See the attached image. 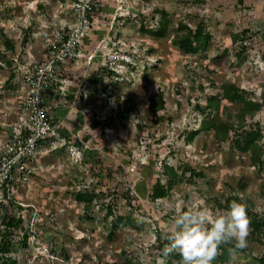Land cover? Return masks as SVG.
I'll return each instance as SVG.
<instances>
[{"label": "rangeland", "instance_id": "obj_1", "mask_svg": "<svg viewBox=\"0 0 264 264\" xmlns=\"http://www.w3.org/2000/svg\"><path fill=\"white\" fill-rule=\"evenodd\" d=\"M73 1L0 0V148L17 117L19 70L41 57L44 33L78 26ZM98 1L77 56L64 65L68 94L56 107L52 96L47 102L82 158L39 148L27 163V180L17 183V201L0 203V239L9 242L5 255L15 264H110L126 257L180 264L178 254L165 253L168 206L212 211L224 208L230 194L240 197L248 217L264 221V168L244 141L240 147L235 141L240 130L258 125L264 146V0ZM163 13L169 22L159 36L151 30ZM180 20L203 23L208 43L192 53L180 49L173 42ZM225 81L261 101L260 109L236 118L242 104L222 97ZM159 94L162 106L153 113ZM213 95L220 118L232 125L226 139L210 129L189 140ZM165 164L180 176H167ZM157 181L168 189L152 198ZM9 216L20 222L7 233ZM263 252L264 223L249 226L247 246L217 264H255Z\"/></svg>", "mask_w": 264, "mask_h": 264}, {"label": "built area", "instance_id": "obj_2", "mask_svg": "<svg viewBox=\"0 0 264 264\" xmlns=\"http://www.w3.org/2000/svg\"><path fill=\"white\" fill-rule=\"evenodd\" d=\"M73 2L78 26L68 24L44 33L41 57L28 60L19 70L17 117L8 124V135L0 148V202L6 206L17 201V183L27 180V163L39 148H62L73 159L82 158V147L61 132L62 121L47 104L52 96V105L56 107L63 94H68L72 82L64 79V65L77 56L80 42L99 9L98 0Z\"/></svg>", "mask_w": 264, "mask_h": 264}, {"label": "trees", "instance_id": "obj_3", "mask_svg": "<svg viewBox=\"0 0 264 264\" xmlns=\"http://www.w3.org/2000/svg\"><path fill=\"white\" fill-rule=\"evenodd\" d=\"M169 22V18L166 16L165 13L161 14V18L158 24V27L151 30L153 34L156 35H163L165 28ZM175 34L173 36V42L176 44L180 49H182L186 53H192L197 51L201 46L208 43V41L211 38L210 31L206 30L203 23L199 22L194 27H191L189 24L183 22L180 20L177 22V25L175 27ZM4 45L6 49H12L13 43L10 39L5 38ZM222 89V97L229 100L230 102H239L242 105L240 106V109L236 112V118H238L240 121L244 119V116L246 113L253 115L257 110L260 109L262 106L261 101L252 99L251 97L244 94V91L242 89H239L234 83L230 81H225L221 84ZM162 97L161 94H159L157 101L155 104H151V110L153 113H156V111L162 106L161 103ZM126 104H133V102L124 100ZM220 98L213 95L208 98V102L206 103L205 107L208 109V114L205 117H202L200 119V123L197 127L194 129H191L188 131V139H192L194 136H196L201 131H208L210 129H213L215 131V137L219 140L226 139L228 132L231 128V124L226 121L222 120L218 113V106H219ZM126 110L121 109V113L125 114ZM61 132L66 136L69 137V132L63 127H61ZM262 137L261 128L257 125L256 128H250V129H242L238 132V137L235 139L237 146H241L242 142L244 141L246 145L249 147V156L251 160L255 163H257L258 167L260 169L264 168V146H261L258 144V140ZM183 166L184 171L189 170L190 173H196V171L190 167V166ZM165 173L167 176L175 180L180 175L177 174V172L170 167L169 165L165 164ZM168 187L164 185L161 181H157L151 185L150 190V197L152 198H158L162 197L166 194ZM78 199L80 200H86V196L84 192H78L77 194ZM236 200L238 202H241L240 197L237 194H230L227 195L224 199L223 207L226 208L228 204L232 201ZM3 203V202H0ZM89 206L87 205L86 208ZM108 212H111L110 206H108ZM248 213V211H247ZM249 218V226H251V229H258L259 226H261L264 221L257 219V217H248ZM20 222V218H14L13 216H9L7 220L5 221V224H7V228H4L7 233H10L11 227H16L18 223ZM118 224H124L122 221H120ZM233 249V245H224L221 248L220 254L216 257V259L213 261V264L221 263L225 260L230 259L232 253H234L237 249ZM245 250V249H244ZM9 251V242L7 240H1L0 239V264H15L14 258L11 256H6L5 253ZM110 264H134L130 258H124L120 261H113ZM255 264H264V252L262 254V257L258 260V263Z\"/></svg>", "mask_w": 264, "mask_h": 264}, {"label": "clouds", "instance_id": "obj_4", "mask_svg": "<svg viewBox=\"0 0 264 264\" xmlns=\"http://www.w3.org/2000/svg\"><path fill=\"white\" fill-rule=\"evenodd\" d=\"M172 224L165 232V253L179 255L180 264H213L224 245L247 246L249 218L246 205L232 200L226 208L168 206Z\"/></svg>", "mask_w": 264, "mask_h": 264}, {"label": "crops", "instance_id": "obj_5", "mask_svg": "<svg viewBox=\"0 0 264 264\" xmlns=\"http://www.w3.org/2000/svg\"><path fill=\"white\" fill-rule=\"evenodd\" d=\"M11 80H12V81H16V82H18L17 79H11ZM11 80H10V81H11ZM14 86H15V84H14ZM69 111H70V110H69ZM69 111H68V113H69ZM68 113H67V115H68Z\"/></svg>", "mask_w": 264, "mask_h": 264}]
</instances>
